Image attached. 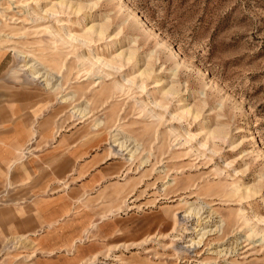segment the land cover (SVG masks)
I'll list each match as a JSON object with an SVG mask.
<instances>
[{"label":"rangeland","instance_id":"obj_1","mask_svg":"<svg viewBox=\"0 0 264 264\" xmlns=\"http://www.w3.org/2000/svg\"><path fill=\"white\" fill-rule=\"evenodd\" d=\"M1 151L0 264H264V0H0Z\"/></svg>","mask_w":264,"mask_h":264},{"label":"bare ground","instance_id":"obj_2","mask_svg":"<svg viewBox=\"0 0 264 264\" xmlns=\"http://www.w3.org/2000/svg\"><path fill=\"white\" fill-rule=\"evenodd\" d=\"M26 67V71H31L30 72V77L33 78V79H42V81H44V78H45V81L47 82V86H51V80H49L51 78V75L48 73V70L46 69V67L37 62V61H34V60H29L28 61V64L25 66ZM68 99V98H67ZM119 134L115 135V137H118ZM116 140H120L119 138H117ZM132 142V141H130ZM135 143V142H134ZM125 143H123L121 145V147L123 148ZM136 146V145H135Z\"/></svg>","mask_w":264,"mask_h":264},{"label":"crops","instance_id":"obj_3","mask_svg":"<svg viewBox=\"0 0 264 264\" xmlns=\"http://www.w3.org/2000/svg\"><path fill=\"white\" fill-rule=\"evenodd\" d=\"M20 150H21V147L20 149L19 148L16 149V151H20ZM14 159H16V156L13 155V153L11 154V151L9 152L7 151V153H4V151L0 152V163L5 162V161L10 162V161H13Z\"/></svg>","mask_w":264,"mask_h":264}]
</instances>
